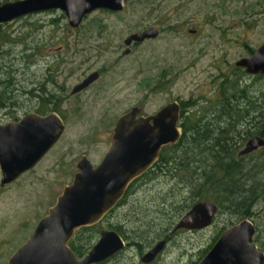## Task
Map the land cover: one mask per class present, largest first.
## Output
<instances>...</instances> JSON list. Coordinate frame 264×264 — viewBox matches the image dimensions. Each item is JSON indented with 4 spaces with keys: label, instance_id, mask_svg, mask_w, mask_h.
Listing matches in <instances>:
<instances>
[{
    "label": "rangeland",
    "instance_id": "374dc122",
    "mask_svg": "<svg viewBox=\"0 0 264 264\" xmlns=\"http://www.w3.org/2000/svg\"><path fill=\"white\" fill-rule=\"evenodd\" d=\"M64 14L63 10L52 8L0 23V89L9 83L13 90L7 91L13 98H6L5 105H0L1 120L16 111L10 106L15 99L20 102L19 113L27 108L30 100L26 88L31 87L34 74L43 75L49 65H62L64 71L59 79L66 80L70 88L85 70L98 67L105 70L96 87L85 95L87 102L83 109L94 112L85 113L80 108L76 114V102L68 99L64 105L68 129L59 142L35 169L18 181L0 187V264H7L13 252L48 213L64 185L73 179L81 155L88 153L95 161L101 158L108 144L105 138L109 124L125 108L142 101L144 96L146 111H153L175 98L194 99L197 104L206 98L216 101L222 98L218 84L224 78H228V87L232 89H225L226 94L234 90L236 83L246 86L252 95L254 91L248 87L253 88V85L247 83L253 84V81L256 89L264 90V77L245 74L236 64L237 59L249 55L251 48H257L264 41V0H128L121 11L93 10L79 28L70 27ZM150 24L159 26L160 35L136 45L129 55L119 59L125 47L124 38ZM190 25L196 31L191 32ZM37 44L42 46L44 55L33 60V46ZM160 81L156 89L154 86ZM98 90L104 96L101 105L93 103ZM102 108L105 113L99 117ZM108 109L114 114L113 118H108ZM241 111L243 119L238 121V126L257 129L258 119L245 117V110ZM204 155L213 161L209 153ZM258 155V177L264 179V148ZM238 177L235 176L238 188H244V181H238ZM188 184L179 183L177 176L168 175L161 181L143 184L138 195L130 197L129 205L138 209L152 203V195L170 194L168 198L175 204L170 202L173 205L169 208L176 210V203L187 199L191 193ZM184 201L182 203L186 204ZM263 206L264 201L259 208ZM231 209L220 210L214 224L204 232L175 235L168 251L155 264H185L192 257L197 261L203 255L202 249L211 245L224 227L240 220L238 211ZM126 217V230L131 237L137 226L146 230L145 223L137 222L131 214H120L119 218ZM263 217L264 213L253 218L261 227L260 236L264 234ZM181 251H187L188 255L181 257ZM118 259L115 264H137L139 254L130 245Z\"/></svg>",
    "mask_w": 264,
    "mask_h": 264
},
{
    "label": "water",
    "instance_id": "95a60500",
    "mask_svg": "<svg viewBox=\"0 0 264 264\" xmlns=\"http://www.w3.org/2000/svg\"><path fill=\"white\" fill-rule=\"evenodd\" d=\"M128 0H7L0 3V23L31 12L59 8L69 18L71 26L97 8L124 9ZM193 31V28L191 26ZM152 25L132 32L125 39L157 36ZM251 73H264V41L249 56L236 60ZM97 77L90 74L76 85L77 90ZM133 106L117 120L110 145L100 163L94 165L87 154L78 162L79 170L71 183L64 185L55 204L37 223L30 236L13 252L8 264H94L113 256L125 246L116 230L104 229L98 242L78 257L70 246L71 239L82 227L97 224L124 196L130 182L147 170L159 157L164 145L176 143L184 130L180 122L181 106L170 101L153 114L139 115ZM66 123L56 111L46 115L29 113L19 122L0 124V187L16 180L31 169L58 141ZM264 144V137L255 135L240 150V154ZM219 206L213 200L201 201L184 216L181 227L211 225ZM256 225L250 218L225 229L207 254L197 264H264V251L254 242ZM160 242L149 251V262L163 248Z\"/></svg>",
    "mask_w": 264,
    "mask_h": 264
},
{
    "label": "flooded vegetation",
    "instance_id": "af4514ba",
    "mask_svg": "<svg viewBox=\"0 0 264 264\" xmlns=\"http://www.w3.org/2000/svg\"><path fill=\"white\" fill-rule=\"evenodd\" d=\"M99 9L113 10V9H109V8H99ZM121 10H123V9L114 10V11H121ZM67 18H68V16H67ZM84 18L82 19L81 23L83 22ZM52 22L54 24L57 23L55 20H53ZM81 23L76 27L71 26L69 23V18H68V24L72 28H79L81 26ZM152 25H155V24L146 25L142 29H139V30L146 29ZM155 26H157V25H155ZM191 26L193 28V31L191 29ZM72 28H70V31H72ZM157 28L159 30V33L157 36L145 37L141 41L133 40L132 42L127 44L125 42L126 37L135 31H132L131 33H129L124 38L125 47L122 50V53H120L118 55V58L121 59L122 57L129 55L134 50V47L136 45H141L150 39L157 38L160 35L159 26H157ZM189 30L191 32H194V31H196V28L193 25H190ZM136 31H138V30H136ZM34 35H35V33L32 34L33 37H34ZM44 45L45 44H43V47H44ZM93 45L94 44H92V46ZM96 46H101V44H96ZM251 49H253V48H251ZM255 49H253L249 53V55H251L255 51ZM41 51H42L41 45L37 44V45L33 46V53H32L33 60L34 59L39 60L43 57L44 53H41ZM249 55H246V56H249ZM238 66H240V68L244 69L245 74H249V75L251 74L252 76L254 75L256 77H258V76L264 77V73H261V72L251 73V72L247 71L245 66H243V65H238ZM63 71L64 70L62 68V65H49L47 67V70L44 71L45 73L43 75L37 76V74H34L33 79H31V81H30L32 84L31 87L26 88V93L29 94L28 100H30L27 108L24 109V111H22V113H19L17 111L19 108H17V107L20 105V102L18 103L17 102L18 99H15L12 102H10V104H11L10 106H13L14 107L13 109L16 111L12 112L10 114V116H8L5 120L0 119V124L1 123H7L10 121L11 122L12 121L13 122H19L23 119V117H25L29 113H33V114L37 113L39 115H46L51 111H56L63 117V119L66 123L64 132L62 133V135L58 139V141H56V143H54V145L40 158V160L31 169L22 173L16 180H14L11 183L18 181L25 173L35 169L45 159L47 154L54 148V146L62 138L65 131L68 129V114L66 112V106H64L66 104L67 100L72 98L76 102V105L78 107H77L75 113L76 114L79 113L78 110H80V108L83 109V104L86 101L85 95L88 94L89 90L96 87L97 82L103 78V75L105 72L104 67L91 68L90 70L87 69L83 73L84 75L81 76V78L78 81L73 83L72 87L70 88V86L68 85L66 80L62 81L59 79ZM95 72H97V77L95 79H93L87 85H85V86H83L77 90H74L76 85L80 84L90 74L95 73ZM161 76L162 75L160 73V79H161ZM230 79L231 78L229 77V80ZM227 81H228V78H224L222 81L220 80L219 84H218L220 86L218 93H220L222 91V98L220 97L219 99H216V101H214L212 98L211 99L206 98L205 101L203 103H200V104H197L196 100L190 99L188 101V104L186 106H184L183 100L175 98V99H172V100H169V101L163 103L162 105H160L158 108L154 109L153 111H146L145 110V96H144V99L142 101H137V102L133 103L131 106L125 108L123 111H121L115 117V120L113 119L110 122L108 134L106 135V138H105L106 141H108V144L106 146L105 151L101 155V158L98 161L91 159L89 157L88 153H83L81 155V157L84 154H87L88 157L91 159V161L94 163V165H97L98 163H100L101 160L103 159L109 145H110L111 139H112L113 134L115 132V126H116L118 118L123 113L130 110L133 106H139L140 107L138 116L139 115L147 116L149 114L155 113L162 106L169 103L170 101L178 100L180 102V106H181L180 122L182 121L183 115H186L187 118H189L188 120L191 121V124H192V127L190 128L191 130L189 133L192 136H194L197 132L193 126L200 124L202 126V129L205 128V130H206L205 131V142H206L205 147L207 148L208 151L211 149L214 150V149H222V148H228L229 150L230 149L232 150L233 148H235L237 150L235 159H236V161H238V164H241V167L238 168L236 175L239 176L238 181H240V182L244 181L245 183H247L246 187H248L249 192L251 194L250 205L247 203H245V204L241 203L242 204L241 206L242 207H244L245 205L247 207L250 206V212L252 213V218H250V219L256 225V233L254 235V242L258 245V247L262 251H264L263 246H261V244H260V240L264 239V234H263V236H260L261 227L258 223H256L254 221L255 219H253L255 217V215H260V214L264 213V206L259 208V204L262 201H264V179L259 178L260 177L259 176L260 169L258 168V165L260 163V161H258V158L260 156V155H258V152L264 148V144L259 145L257 148H255L253 150H250V151H247V152L240 154V150L247 144L248 140L251 137H253L255 135H260V136L264 137V134L258 133L256 131V129H243L240 126H238V120L237 119L239 117H237V116H239V115H238V113L236 114V111L245 110V112H246L245 117L255 118V120H257V119L259 120L260 118H262V120H264V90L256 89L255 82L253 81L252 82L253 84L247 83L248 86L253 85V88L248 87V89H251L254 91V94H252L253 96L251 94H249L248 90L246 89L245 98L242 100L241 94H237V92H236V94L234 93V90H235V88H234L233 91L228 93L230 95V97L226 98V96H224V94L226 93L225 89H226V82ZM235 81L239 82L238 78H236ZM160 84H161V81L159 83L157 82L154 87L156 89H159ZM234 84H235V87H237V89H238L237 84L236 83H234ZM54 88H57L58 90H55ZM228 89H229V87H228ZM229 90H232V89H229ZM258 90H259V92H258ZM12 98L13 97H11L10 99H12ZM103 100H104L103 92L98 90V92L95 96V101L93 103L97 102L98 105H101L104 102ZM199 105H202V107H200ZM242 105H244V108ZM245 105H247V106H245ZM64 108H65V110H63ZM83 110L85 111V113L94 112V110H91V111L88 109L87 110L83 109ZM107 111L109 113L108 118L109 119L113 118L114 114H111L109 112V109ZM104 113H105L104 109L102 108V110H100L98 112L99 117H101ZM225 120L228 121V124L225 123L226 122ZM234 120H236L235 124L232 123ZM226 126L235 127L233 129H231L234 131V133H231L229 136L232 139L230 140L228 146H232V147H222V144L220 143V141L218 139L220 137L217 136L218 130H220V131L224 130L223 127H226ZM202 129H201V131H202ZM235 129H236V131H235ZM183 130H184V128H183ZM197 136H198V134H197ZM222 142H223V140H222ZM170 144H172V143H170ZM164 146H166V145H164ZM164 146L162 147V149L164 148ZM162 149L160 150L158 159L147 170H145L142 174L136 176L130 182V184L128 185V187L126 189L124 196L117 202V204L97 224H95V225L100 226V233H99V236L96 238V241L94 242L93 246L100 239L101 232L104 229L116 230L117 232H119L118 229L122 230V231H124L127 239L119 232L125 241L124 248L122 250H120L119 252H117L116 254H114L113 256L107 258L106 260H103L101 262H97L94 264H115L116 261H119V259H118L119 255L125 249H127V247L130 245H131V248L135 247L137 249L138 254H139V263H137V264H155L168 251L170 243L172 242V239L175 235H177L178 233H183V232H198V233L204 232V231L208 230L211 225L214 224L216 216H217L218 212L220 211V207H219L218 212L216 213V215L214 217V221L211 225L199 226L200 222L196 221L195 225H197V226L178 228V224L181 222V220L184 218V216L194 207V205L196 203L201 202V201L212 200V199L205 197V195H203V194H199V190L203 186L204 180L201 181V180H195L194 179V180H192L193 184H191V183L188 184L191 193L188 195L189 197L187 199H186V197H185V199H183V201L185 200L184 202H186V204L182 203L183 201L176 203V207L178 210L169 208V206L173 205L170 202L174 203L172 198H170V199L168 198V196H170V194L152 195V198H153V199H151L152 203L146 204L143 207H140L138 209H133L134 207H130V205H129L130 197L138 195L137 194L138 189L143 184L153 182V181L156 182L158 180L161 181L162 178L168 177V175L174 176V172H173L174 170L173 171L168 170V168L170 166L174 165V162L172 161V159L169 161L160 160L162 158V153H161ZM197 149L198 148H196V150ZM81 157L76 162L77 170H75L74 175L79 170L78 162L81 159ZM74 175H73V178H74ZM246 175H248L247 178H245ZM0 178H1V168H0ZM72 180L68 183H71ZM195 181H197L196 182L197 186L195 184ZM11 183H9V184H11ZM68 183H66V184H68ZM9 184H7V185H9ZM4 186H6V185H4ZM4 186H1V187H4ZM192 188L194 189V193H192V190H193ZM186 205H188V206H186ZM184 206L187 207L186 210L183 209ZM246 208H245V211L247 210ZM239 209H242V208H239ZM237 211H238V213H240L239 210H237ZM113 214H114V216H113ZM120 214L127 215V216H130V214L133 215V217L136 218L137 222L140 221L142 223H145L144 225H146V227H147L146 230L144 231L142 228H140V226H137V228L133 229L134 236L131 237L130 234L127 233L128 231L126 230L127 223H128L126 221L128 220V217L121 219V218H119ZM144 214H145V218L143 219ZM239 216H241V214ZM147 218H149V219H147ZM245 218H247V217H245ZM242 219L243 218H240V220H242ZM105 221H107V223H106L107 225H105ZM86 227H90V226H86ZM224 230L225 229H223L222 232ZM160 242H164V245H163V248L158 252L156 257L153 258L152 260H150L149 262L144 261L145 255L149 251H151L156 245H158ZM210 249H211V245H209L205 249H202L203 255L200 256V258L197 261L192 260V258H193L192 257L189 260V262H187L185 264H195V263L197 264L207 254V252ZM186 255H188L187 251H185L183 253L181 251V257H184ZM7 264H8V262H7Z\"/></svg>",
    "mask_w": 264,
    "mask_h": 264
},
{
    "label": "trees",
    "instance_id": "16d2710c",
    "mask_svg": "<svg viewBox=\"0 0 264 264\" xmlns=\"http://www.w3.org/2000/svg\"><path fill=\"white\" fill-rule=\"evenodd\" d=\"M2 1L6 0H0V3ZM252 50L253 49H251V51ZM25 55H27V52L25 53ZM234 88V93L236 94V92H239L243 100L245 98V91L247 87L238 86V89L237 87ZM226 89L228 90V81ZM7 91H13L12 88H10L9 83H5L0 89V105H5V101L7 100L6 98H10L13 96L11 93L7 94ZM227 94L225 93L224 96H226V98H229L230 95ZM188 101L189 100L183 101L184 106L188 104ZM237 113L239 115L237 116L239 117L237 120H242V111H236V114ZM188 119L189 118H187L186 115H183L181 121V125L184 128L183 135L176 143L164 146L161 152L162 158L160 160L169 161L172 159L174 165L170 166L168 170H174V176H177L179 183H183L186 185L188 183L193 184L192 180L194 179L201 181L204 180L203 186L199 190V194H203L205 195V197L214 200L220 207V210L227 211L232 210L231 208H235L234 211L239 210L240 213L238 214H241V218L252 217V213L250 212V206H241V203H247L250 205L251 194L249 192L248 187H246L247 183L245 182L244 188H238L239 184L235 176H237L236 172L238 168L241 167V164H238V161H236L235 159L237 150L235 148H233L232 150H229L228 148H222L214 150L211 149L208 151L205 147V128L202 129V126L200 124L193 126L197 132L194 136H192L189 133L192 124L191 121H189ZM235 122L236 120H234L232 123L235 124ZM255 127L257 128L256 131L258 133L264 134V120H262V118L256 121ZM223 128L224 130H218L217 136H219L220 138H217L222 144V147H232L228 146L230 140L232 139L229 136L231 133H234V131L231 129L235 127L226 126ZM196 148L198 149L196 150ZM206 153H209L210 157L212 156L213 161H210V159L207 160V156L204 155ZM196 182L197 181H195V184L197 186ZM186 206L183 207L184 210H186ZM238 207L242 209H239ZM245 208L247 209L246 211ZM226 228L227 227H224L223 229ZM118 231L127 239L124 231L119 229ZM221 232L214 238L211 247L214 245L213 243L217 241V239L221 235ZM99 233L100 226L98 225L83 227L79 231H77V233L71 239L69 244L76 253V255L81 257L92 248L94 242L96 241V238L99 236ZM260 244L264 248V239L260 240Z\"/></svg>",
    "mask_w": 264,
    "mask_h": 264
},
{
    "label": "bare ground",
    "instance_id": "6f19581e",
    "mask_svg": "<svg viewBox=\"0 0 264 264\" xmlns=\"http://www.w3.org/2000/svg\"><path fill=\"white\" fill-rule=\"evenodd\" d=\"M183 135V134H182Z\"/></svg>",
    "mask_w": 264,
    "mask_h": 264
}]
</instances>
